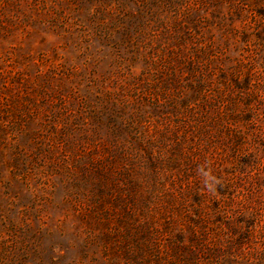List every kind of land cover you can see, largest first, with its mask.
<instances>
[{
    "label": "rangeland",
    "instance_id": "rangeland-1",
    "mask_svg": "<svg viewBox=\"0 0 264 264\" xmlns=\"http://www.w3.org/2000/svg\"><path fill=\"white\" fill-rule=\"evenodd\" d=\"M0 264H264V0H0Z\"/></svg>",
    "mask_w": 264,
    "mask_h": 264
},
{
    "label": "clouds",
    "instance_id": "clouds-1",
    "mask_svg": "<svg viewBox=\"0 0 264 264\" xmlns=\"http://www.w3.org/2000/svg\"><path fill=\"white\" fill-rule=\"evenodd\" d=\"M196 175L200 178V181L204 189L209 193H215L218 180L211 174V170L206 166H198L196 169Z\"/></svg>",
    "mask_w": 264,
    "mask_h": 264
}]
</instances>
